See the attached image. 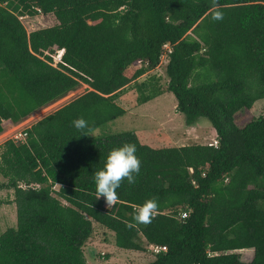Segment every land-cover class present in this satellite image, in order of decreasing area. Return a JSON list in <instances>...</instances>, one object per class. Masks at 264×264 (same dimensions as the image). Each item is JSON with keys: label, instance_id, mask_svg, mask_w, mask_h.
Returning a JSON list of instances; mask_svg holds the SVG:
<instances>
[{"label": "trees", "instance_id": "16d2710c", "mask_svg": "<svg viewBox=\"0 0 264 264\" xmlns=\"http://www.w3.org/2000/svg\"><path fill=\"white\" fill-rule=\"evenodd\" d=\"M40 15L58 23L28 32L21 17ZM167 44V83L157 74L139 82ZM55 48L64 51L58 67ZM82 84L90 90L3 144L0 190L14 199L0 206L16 205L17 225L0 235V264H89L95 223L120 249L165 247L152 264H264V113L236 123L264 99V0H0V135L4 121L18 124ZM130 85L139 105L174 94L186 125L208 119L219 145L155 148L131 131L92 137L126 113L118 100ZM81 116L84 128L73 123ZM127 142L141 169L111 205L94 174ZM149 198L157 208L136 221ZM249 249L245 262L239 251Z\"/></svg>", "mask_w": 264, "mask_h": 264}, {"label": "rangeland", "instance_id": "374dc122", "mask_svg": "<svg viewBox=\"0 0 264 264\" xmlns=\"http://www.w3.org/2000/svg\"><path fill=\"white\" fill-rule=\"evenodd\" d=\"M22 22L28 32L50 27L58 23L54 15H40L38 17L26 18ZM56 50L57 48H55L54 52L48 53V55L57 56L58 50ZM167 64L168 57L163 58L159 67L150 71L139 82L146 80V78L153 74H157L162 77L163 83H167ZM133 85H130L118 100V103L126 109V113L92 132L90 134L92 137L131 131L137 133L144 144L155 148L181 147L197 142L208 144L215 137L213 136L216 135L215 130L211 128L210 121L206 118H200L194 127L186 126V116L177 111V100L174 94L170 92L164 93L145 104L139 105L137 103L138 92ZM88 90H90V87L82 84L76 91L49 105V107L51 106L50 108L47 106L18 124L11 123L10 121H6L5 124L3 123L5 130L0 135V155L3 150V144L6 141L18 138L22 132L30 128L37 121L70 103ZM46 108L48 109L46 110ZM40 112L43 114L41 113L40 115ZM263 113L264 99L259 100L251 110L240 112L237 115L236 123L239 126H244L254 117H259ZM208 128L211 130L207 134V139L200 141L199 134L201 132L202 134L207 133ZM5 181L6 179L0 174V183ZM10 199H14V192L12 190H0V201H9ZM16 225V205L5 203L0 206V235L8 228L15 227ZM94 226V233L84 247L89 264H152L155 260V252L152 248H148L147 252L120 249L116 245L115 233L97 223ZM239 253L243 255L242 259L245 262H251L254 257L253 249L239 251Z\"/></svg>", "mask_w": 264, "mask_h": 264}, {"label": "clouds", "instance_id": "9594fccd", "mask_svg": "<svg viewBox=\"0 0 264 264\" xmlns=\"http://www.w3.org/2000/svg\"><path fill=\"white\" fill-rule=\"evenodd\" d=\"M221 16L222 13L217 12L214 18L219 19ZM60 52L63 55L64 51L60 50ZM73 123L78 128L87 126V121L83 116L76 118ZM140 169L141 160L137 155L135 143L127 142L110 149L103 167L94 174V182L99 197L104 196L108 203L115 201L118 198L116 189L121 185V182L126 180L129 184L135 183L136 175ZM157 206L158 202L155 198L146 199L139 206L138 211L134 213V219L139 222H149L151 214ZM152 247L153 245L150 246V248Z\"/></svg>", "mask_w": 264, "mask_h": 264}, {"label": "built area", "instance_id": "2783aa9c", "mask_svg": "<svg viewBox=\"0 0 264 264\" xmlns=\"http://www.w3.org/2000/svg\"><path fill=\"white\" fill-rule=\"evenodd\" d=\"M26 18H27V17H21V20H24V19H26ZM165 49H166V51L164 52V54H163V56H162V59H163V58H167V57H168V54L172 52V48L170 47L169 44H167V45L165 46ZM57 50H58V49H57ZM57 50H56V51H57ZM57 52H58V55H57V56H55V55H51V57H53V59H54V61H53L52 64H53L54 66H56V67H58V64L62 62V53L60 52V50H58ZM5 122H6V121H4V124H5ZM215 134H216L215 137L213 138V140H212L211 142L208 143V145L217 147V146L219 145V139H218V135H217V133H215ZM26 137H27V132L24 131V132H22V133L18 136V138H15V140H16V141H18V140H24ZM113 203H114V202L112 201V202H110L109 204L112 205ZM186 216H187V213H183V217H186ZM152 249H153V251H154L155 253H159L160 251H165V250H167L165 247H160V246H153Z\"/></svg>", "mask_w": 264, "mask_h": 264}, {"label": "crops", "instance_id": "0c3cea01", "mask_svg": "<svg viewBox=\"0 0 264 264\" xmlns=\"http://www.w3.org/2000/svg\"><path fill=\"white\" fill-rule=\"evenodd\" d=\"M144 76H145V75H144ZM144 76H143V77H144ZM141 78H142V77H141ZM69 94H70V93H69ZM36 113H37V112H36ZM34 114H35V113H34ZM34 114H33V115H34ZM10 122H11V121H10ZM37 122H38V121H37ZM11 123H12V122H11ZM186 126H187V125H186ZM187 127H194V126H187ZM211 128H212L213 130H215L213 127H211ZM210 130H211V129L208 128V132H207V133L205 132L204 134H202V132H201V133L199 134L200 141H201V140L204 141V140L207 139V134L210 133V132H209ZM214 132H215V131H214ZM213 136H215V135H213ZM197 143H200V142H197Z\"/></svg>", "mask_w": 264, "mask_h": 264}, {"label": "bare ground", "instance_id": "6f19581e", "mask_svg": "<svg viewBox=\"0 0 264 264\" xmlns=\"http://www.w3.org/2000/svg\"><path fill=\"white\" fill-rule=\"evenodd\" d=\"M60 102H61V101H60ZM50 107H51V106H50ZM50 107L48 106V108H50ZM48 108H46V110H47ZM42 112H43V111H42ZM42 112H40L39 114L41 115ZM42 114H43V113H42ZM37 115H38V114H37ZM40 115H39V116H40Z\"/></svg>", "mask_w": 264, "mask_h": 264}]
</instances>
